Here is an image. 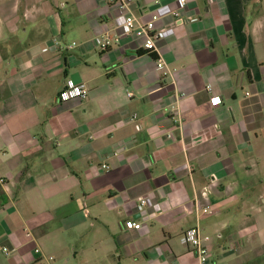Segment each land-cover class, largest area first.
<instances>
[{
    "label": "crops",
    "instance_id": "1",
    "mask_svg": "<svg viewBox=\"0 0 264 264\" xmlns=\"http://www.w3.org/2000/svg\"><path fill=\"white\" fill-rule=\"evenodd\" d=\"M178 6L0 0V264H264V0Z\"/></svg>",
    "mask_w": 264,
    "mask_h": 264
},
{
    "label": "built area",
    "instance_id": "2",
    "mask_svg": "<svg viewBox=\"0 0 264 264\" xmlns=\"http://www.w3.org/2000/svg\"><path fill=\"white\" fill-rule=\"evenodd\" d=\"M116 3L118 8L121 10H126L125 18H124V25L128 29V32L135 36H143L145 38L144 42V48L148 50L149 52H154L157 47V40L160 37V32L157 29L156 25V19H149L144 20L139 15H137L133 9L132 6L135 3V0H112ZM187 0H179V6L172 10V13L174 15H180L181 10L185 6ZM94 41L96 44L100 47L102 50H107L111 45V38L109 36H97L94 38ZM158 67L163 70V73L167 75L170 74L172 70L168 68L165 60L163 58H158ZM211 89V88H210ZM89 87L81 82H77L74 79H66L65 80V86L59 93V99L61 101H68L72 99H83L87 98L89 95ZM129 95H132V92H128ZM215 102H221V98L219 96L213 97ZM171 136L172 133L170 134ZM103 167L108 168V164H103ZM0 182L4 183L5 178L0 177ZM207 190L204 191L203 194H206ZM149 202V199L147 196L143 197L141 199V205H146ZM203 212L207 213L211 211L210 206H207L202 209ZM129 226L140 228L141 223L136 222L133 220L128 221ZM32 235V233H29ZM180 239L183 243L186 244H192L193 251L199 256L201 264H208L209 259V249L206 245V240L209 239V236H204L200 229L198 227H193L190 229H187L184 231ZM4 250L7 251V248L4 247ZM37 251H40V248H37ZM54 258V257H51Z\"/></svg>",
    "mask_w": 264,
    "mask_h": 264
},
{
    "label": "rangeland",
    "instance_id": "3",
    "mask_svg": "<svg viewBox=\"0 0 264 264\" xmlns=\"http://www.w3.org/2000/svg\"><path fill=\"white\" fill-rule=\"evenodd\" d=\"M74 44H76V42H74Z\"/></svg>",
    "mask_w": 264,
    "mask_h": 264
}]
</instances>
